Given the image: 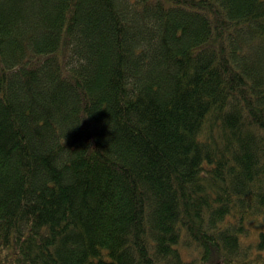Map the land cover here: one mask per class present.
<instances>
[{"label":"trees","instance_id":"1","mask_svg":"<svg viewBox=\"0 0 264 264\" xmlns=\"http://www.w3.org/2000/svg\"><path fill=\"white\" fill-rule=\"evenodd\" d=\"M0 264H264V0H0Z\"/></svg>","mask_w":264,"mask_h":264},{"label":"rangeland","instance_id":"2","mask_svg":"<svg viewBox=\"0 0 264 264\" xmlns=\"http://www.w3.org/2000/svg\"><path fill=\"white\" fill-rule=\"evenodd\" d=\"M251 238H254V237H251Z\"/></svg>","mask_w":264,"mask_h":264}]
</instances>
